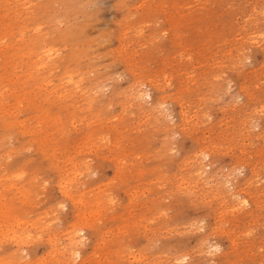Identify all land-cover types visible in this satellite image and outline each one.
<instances>
[{"label": "rangeland", "instance_id": "374dc122", "mask_svg": "<svg viewBox=\"0 0 264 264\" xmlns=\"http://www.w3.org/2000/svg\"><path fill=\"white\" fill-rule=\"evenodd\" d=\"M26 1L0 0V264H264V0Z\"/></svg>", "mask_w": 264, "mask_h": 264}, {"label": "bare ground", "instance_id": "6f19581e", "mask_svg": "<svg viewBox=\"0 0 264 264\" xmlns=\"http://www.w3.org/2000/svg\"><path fill=\"white\" fill-rule=\"evenodd\" d=\"M30 2V0H27L26 3L28 4ZM33 5H29L27 8H32ZM37 32V31H35ZM260 38V37H259ZM52 49V48H51ZM59 52V51H57ZM56 54L55 51H51L49 48L42 50V54L41 56L38 57L37 61L39 63L34 64V70L37 72H39L40 70H42L43 68L46 67V64L48 62H53L56 58ZM38 74V73H37ZM223 74V73H222ZM28 77V76H27ZM61 79H65L64 81L60 82L59 84H61V87L64 88L66 85L69 86H73L74 88H77V91H81L80 95H82L85 91H82V88L80 87V83L79 80L72 82L71 81V77L69 75L60 78ZM50 81V80H49ZM48 81V82H49ZM45 82V81H44ZM47 85V82L45 83ZM228 86V85H227ZM43 88V87H42ZM5 89V88H4ZM43 90V89H42ZM8 91V90H7ZM227 91V90H226ZM52 93L56 92V89H51ZM1 94V93H0ZM132 99L135 100V104H136V108L139 110V114H144L145 116H148V114L150 113H156V115L153 117L154 121L156 122V120H158V116L159 118L164 119L167 115L162 113V109L160 108V104L161 102H151V99L149 97V93L145 92V91H140L139 89L134 90L132 93ZM223 99V98H222ZM240 99V98H239ZM219 100V99H218ZM237 100V98H236ZM154 104V105H153ZM235 104V103H234ZM233 105V104H232ZM263 108V106H262ZM261 109V108H259ZM256 113V112H255ZM165 120V119H164ZM255 128V127H254ZM207 154L202 153V155L198 158L199 162L196 163V166L193 168V171H195V176L198 177V179H202L203 184H207V183H211L208 186L209 187H213V188H218V187H223L227 193L228 196H230L231 198H233L234 200L236 199V202H234L236 205L242 206L245 205L247 203V201L240 195V193L237 190H234V186H233V182L230 178H228V176H222L220 181H217V175L216 174H206V167L208 165V163H202V161H200L201 159H203ZM196 158V157H195ZM66 162V161H65ZM72 166V165H71ZM76 170V169H75ZM91 170V169H90ZM74 171V170H73ZM89 171V170H87ZM76 173V172H75ZM66 174V173H65ZM81 174V173H80ZM73 176V175H72ZM82 176V175H80ZM74 177V176H73ZM77 177V176H76ZM220 177V176H219ZM78 178V177H77ZM219 195V194H218ZM134 196V195H133ZM69 197V196H68ZM235 208V207H234ZM239 208V207H238ZM241 208V207H240ZM232 211V210H231ZM239 212V210H238ZM237 213V212H235ZM85 216V215H84ZM156 217V216H155ZM150 219V218H149ZM83 224V223H81ZM138 225V224H137ZM73 226V225H72ZM79 227V226H78ZM81 227V226H80ZM43 228V227H42ZM44 229V228H43ZM152 230V229H151ZM150 230V231H151ZM154 230V229H153ZM221 230V229H220ZM74 233V232H73ZM72 232L71 234L68 235L67 237V245L65 247H62L61 249V253L65 254L70 250V247L73 246V248L69 251V254L71 255L72 258H76L79 256L78 254V250L74 245L76 243V238H80L79 236L74 235ZM67 236V235H66ZM14 237V236H13ZM45 239V238H44ZM48 240V239H47ZM101 242V241H99ZM260 248V247H259ZM259 250V249H258ZM217 251V250H216ZM56 253V252H55ZM220 253V252H219ZM251 253V252H250ZM123 254V253H122ZM211 254V253H210ZM256 254V253H255ZM141 255V254H140ZM161 255V254H160ZM164 255V254H163ZM128 257V256H127ZM131 258V257H130ZM146 258V257H145ZM54 259V258H53ZM180 259H183V257H181ZM240 259V258H239ZM141 260V259H139ZM157 260V259H156ZM169 260V259H168ZM173 260V259H172ZM158 261H160L158 259ZM167 261V260H166ZM175 261V260H174ZM178 261V260H177ZM176 261V262H177ZM168 262V261H167ZM16 263V262H15ZM171 263V262H170ZM169 263V264H170ZM173 263V262H172ZM8 264V263H7ZM148 264V263H147ZM150 264V262H149ZM158 264V263H157Z\"/></svg>", "mask_w": 264, "mask_h": 264}]
</instances>
